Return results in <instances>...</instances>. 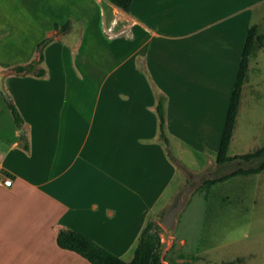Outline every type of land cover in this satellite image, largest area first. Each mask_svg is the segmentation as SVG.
<instances>
[{
  "label": "crops",
  "instance_id": "obj_1",
  "mask_svg": "<svg viewBox=\"0 0 264 264\" xmlns=\"http://www.w3.org/2000/svg\"><path fill=\"white\" fill-rule=\"evenodd\" d=\"M165 3L134 0L130 12H124L107 0H73L69 7H61L64 15L45 31L49 36L55 23L79 16L86 26L76 53L57 41L46 51L45 63H50L51 55L54 60L46 78L21 76L41 84L36 100L27 96L18 101L15 75L4 76L23 117L29 150L16 124H11L8 136L0 133V175L13 181L6 186L0 177V264H91L58 246L61 226L84 233L123 257L135 251L147 221L160 218L155 209L162 183L176 175V167L155 137L158 119L151 110L152 89L142 76L132 86L127 79L114 83L113 78L138 76L136 61L145 55L150 69L155 38L182 44L192 39L191 23L176 26L178 32L172 36L162 34V20L176 14ZM132 26L143 31L118 54L111 45L120 46L122 35ZM145 31L150 32L146 38ZM93 39L120 62L104 68L98 87L70 84L68 78L86 75L78 56ZM7 66L0 60V68ZM4 109L0 103V115Z\"/></svg>",
  "mask_w": 264,
  "mask_h": 264
},
{
  "label": "rangeland",
  "instance_id": "obj_2",
  "mask_svg": "<svg viewBox=\"0 0 264 264\" xmlns=\"http://www.w3.org/2000/svg\"><path fill=\"white\" fill-rule=\"evenodd\" d=\"M167 1L165 7L172 8L170 12L176 14L162 20V34L172 36L178 32L176 26L191 23L192 39L182 44L176 40L155 38L150 69L147 66L150 60L147 62L145 55L141 56V61H136L138 76L121 78L117 74L113 78L114 83L127 79L128 86L138 78L145 80L153 92L155 100L151 110L157 119L155 108L159 97L166 98L165 131L175 163L159 140V120L155 137L176 167V175L162 183L155 209L159 211L155 212V216L160 217L157 221L163 227L162 257L169 264H226L231 261L235 264H264V171L236 176L211 187L205 183L207 179L235 168V165L219 168L216 156L246 32L251 26L258 25L264 34V0ZM72 3L73 0H0V30H11L7 36L0 34V60L9 64L7 68H0V73L15 75L21 95L18 101H24L27 96L30 101H35L41 84L21 77L32 74L16 75L11 68L34 59L37 44L47 37L45 28L52 27L54 20L62 18L63 5L67 8ZM216 19L218 23L200 30ZM68 20L71 21L69 31L66 34L58 32L45 55L48 48L57 46V41L76 53L86 25L77 15ZM140 30L143 31L139 26L130 27L122 35L123 43L120 46L112 43L111 47L120 54L129 47L126 45L135 43ZM54 34L55 31L50 33ZM59 35L66 36L60 39ZM149 35L150 32L145 31L144 37ZM89 41L78 56V63L86 75L83 73L85 77L78 79L68 78L70 84L98 87L104 80V68L120 62L109 55L101 42ZM49 61L43 66L52 65V55ZM67 67L68 60L64 65ZM4 84L12 99L8 79ZM8 101L0 91V103L5 106L0 115V133L6 136L12 132L11 124H15ZM263 145L264 49L259 47L250 61L248 81L244 85L228 153L230 156L241 155ZM179 202L182 207L173 226L165 227L163 221L167 212ZM134 254L135 251L122 258L130 261Z\"/></svg>",
  "mask_w": 264,
  "mask_h": 264
},
{
  "label": "trees",
  "instance_id": "obj_3",
  "mask_svg": "<svg viewBox=\"0 0 264 264\" xmlns=\"http://www.w3.org/2000/svg\"><path fill=\"white\" fill-rule=\"evenodd\" d=\"M107 1L124 12H130L134 2V0ZM70 27V20L61 26L58 23H55L53 26L56 34L58 32L66 34ZM56 34L42 39L37 44L34 59L30 62L13 66L11 68L13 73L16 75L32 74L38 78H46L48 75V68L43 66L46 59L45 50L55 41ZM259 47L264 49V34L260 32L258 25H253L247 30L216 156V163L219 168L233 165H235V168L230 172L207 179L205 183L209 187L228 181L236 176L256 175L264 171V145L254 151L241 155L230 156L228 153L236 128L244 85L248 81L250 61L256 56ZM165 102V96H160L155 108L159 120V140L164 143L167 156L175 163V158L170 151V140L165 131ZM7 104L11 110L16 126L18 129H22L24 127V120L19 109L12 99H10ZM20 139L24 143L26 150H29L28 138L21 135ZM162 230L163 227L160 222L149 219L139 236L134 257L130 261L124 260L119 255L99 244L92 237L68 226H61L58 228L57 244L62 249L77 253L91 264H169L165 263L162 257ZM226 264H235V261Z\"/></svg>",
  "mask_w": 264,
  "mask_h": 264
},
{
  "label": "water",
  "instance_id": "obj_4",
  "mask_svg": "<svg viewBox=\"0 0 264 264\" xmlns=\"http://www.w3.org/2000/svg\"><path fill=\"white\" fill-rule=\"evenodd\" d=\"M4 76L3 72L0 73V91L6 97V99L10 100V96L6 92L5 84H4ZM21 133L25 135V129H22ZM182 204L179 202L176 206L172 207L166 214V217L163 221V224L167 228H171L175 222V218L177 213L181 210Z\"/></svg>",
  "mask_w": 264,
  "mask_h": 264
},
{
  "label": "built area",
  "instance_id": "obj_5",
  "mask_svg": "<svg viewBox=\"0 0 264 264\" xmlns=\"http://www.w3.org/2000/svg\"><path fill=\"white\" fill-rule=\"evenodd\" d=\"M0 177H3L4 180H3V183L6 185V186H11L12 185V179L7 177V176H4V175H0Z\"/></svg>",
  "mask_w": 264,
  "mask_h": 264
}]
</instances>
